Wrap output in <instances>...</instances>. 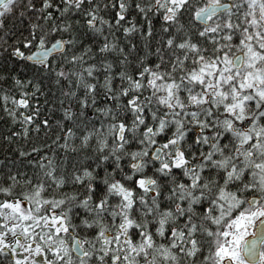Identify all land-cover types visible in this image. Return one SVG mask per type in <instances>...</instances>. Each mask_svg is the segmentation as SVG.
<instances>
[{"label": "snow or ice", "instance_id": "1", "mask_svg": "<svg viewBox=\"0 0 264 264\" xmlns=\"http://www.w3.org/2000/svg\"><path fill=\"white\" fill-rule=\"evenodd\" d=\"M0 264H264V0H0Z\"/></svg>", "mask_w": 264, "mask_h": 264}, {"label": "trees", "instance_id": "2", "mask_svg": "<svg viewBox=\"0 0 264 264\" xmlns=\"http://www.w3.org/2000/svg\"><path fill=\"white\" fill-rule=\"evenodd\" d=\"M7 125H8L7 117H5L2 113H0V134H6ZM3 144L4 142L0 140V155L4 154Z\"/></svg>", "mask_w": 264, "mask_h": 264}]
</instances>
